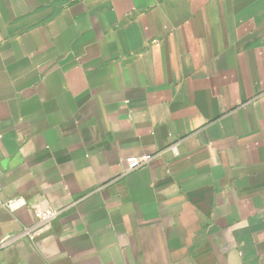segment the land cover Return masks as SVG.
<instances>
[{"label": "crops", "instance_id": "obj_1", "mask_svg": "<svg viewBox=\"0 0 264 264\" xmlns=\"http://www.w3.org/2000/svg\"><path fill=\"white\" fill-rule=\"evenodd\" d=\"M0 264H264V0H0Z\"/></svg>", "mask_w": 264, "mask_h": 264}, {"label": "built area", "instance_id": "obj_2", "mask_svg": "<svg viewBox=\"0 0 264 264\" xmlns=\"http://www.w3.org/2000/svg\"><path fill=\"white\" fill-rule=\"evenodd\" d=\"M168 149L175 155L179 154L176 145H173ZM153 158V155H143L140 157H131L126 159V172L130 173L147 166L153 160ZM2 205L8 211L16 212L28 206V201L24 197L19 196L9 199ZM33 208L37 219L36 224L31 227H25L22 229V231L15 234V240L26 238L32 241L37 237L47 233L51 229L52 223L64 212L63 210L42 208L37 205Z\"/></svg>", "mask_w": 264, "mask_h": 264}]
</instances>
